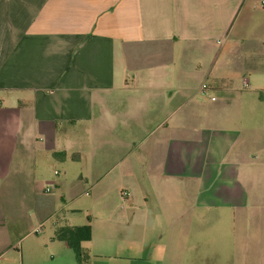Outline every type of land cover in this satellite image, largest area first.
<instances>
[{
	"label": "crops",
	"instance_id": "1",
	"mask_svg": "<svg viewBox=\"0 0 264 264\" xmlns=\"http://www.w3.org/2000/svg\"><path fill=\"white\" fill-rule=\"evenodd\" d=\"M262 1L0 0V194L30 158L78 145L81 160L72 130L95 147L157 131L185 168L159 177L173 185L161 209L182 212L175 237L211 254L216 215L233 211L235 256L264 264V89L250 87L264 80Z\"/></svg>",
	"mask_w": 264,
	"mask_h": 264
},
{
	"label": "rangeland",
	"instance_id": "2",
	"mask_svg": "<svg viewBox=\"0 0 264 264\" xmlns=\"http://www.w3.org/2000/svg\"><path fill=\"white\" fill-rule=\"evenodd\" d=\"M256 86L264 89V80L253 74L250 87ZM87 130L77 128L70 135L84 142L81 160L75 145L64 161L30 158L25 167L16 162L24 172L34 170L28 176L8 174L2 183L0 264H242L235 256L233 211L222 215L223 226L216 215L211 254L202 243L196 248L190 236L175 237L173 220L182 212L165 205L161 209V189L173 185L172 178L159 182V177L185 170L174 160L179 148L158 145L157 131L140 143L146 130L120 131L115 145L95 147L93 131ZM165 148L172 161L158 160ZM183 212L189 216L190 210ZM84 224L92 229L91 239L83 243L90 259L80 263L57 231Z\"/></svg>",
	"mask_w": 264,
	"mask_h": 264
},
{
	"label": "trees",
	"instance_id": "3",
	"mask_svg": "<svg viewBox=\"0 0 264 264\" xmlns=\"http://www.w3.org/2000/svg\"><path fill=\"white\" fill-rule=\"evenodd\" d=\"M91 236L92 229L90 224L61 226L57 231V237L75 252L80 263H86L90 259V254L87 248L83 246V242L89 241Z\"/></svg>",
	"mask_w": 264,
	"mask_h": 264
},
{
	"label": "built area",
	"instance_id": "4",
	"mask_svg": "<svg viewBox=\"0 0 264 264\" xmlns=\"http://www.w3.org/2000/svg\"><path fill=\"white\" fill-rule=\"evenodd\" d=\"M264 4V0L262 1ZM128 193L126 191L123 192V196H126Z\"/></svg>",
	"mask_w": 264,
	"mask_h": 264
}]
</instances>
